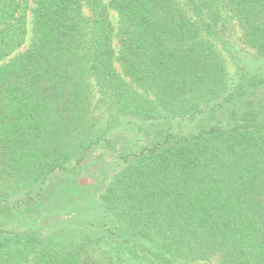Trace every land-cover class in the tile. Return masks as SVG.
<instances>
[{"label": "trees", "instance_id": "trees-1", "mask_svg": "<svg viewBox=\"0 0 264 264\" xmlns=\"http://www.w3.org/2000/svg\"><path fill=\"white\" fill-rule=\"evenodd\" d=\"M34 1L0 0V61L25 44L32 11L26 50L0 63V264H113L95 254L105 244L143 264H264V0ZM90 77L121 114L194 129L118 151L102 214L65 242L14 218L112 143L88 116Z\"/></svg>", "mask_w": 264, "mask_h": 264}, {"label": "rangeland", "instance_id": "rangeland-1", "mask_svg": "<svg viewBox=\"0 0 264 264\" xmlns=\"http://www.w3.org/2000/svg\"><path fill=\"white\" fill-rule=\"evenodd\" d=\"M108 2L109 0H104ZM31 8L35 6V1L31 0ZM110 18L115 26H118V15L114 10H110ZM29 34L25 44L13 50L0 63L8 62L10 59L26 50L32 35V11L28 15ZM228 31L232 41V49L237 56L248 58V47L242 42V30L238 23L228 20ZM114 49L118 51L119 43L115 38ZM225 59L229 76L232 79L236 66L230 53L226 50ZM252 52V50H250ZM116 70L123 75L122 68L118 61H115ZM123 77L129 81L127 77ZM88 91L90 94L89 118L93 121L95 133L105 132V137L111 139L112 143H102L95 147L84 160L81 167L71 173L57 172L53 174L46 184L45 196L39 205L28 207L20 216L14 218L23 220L24 217H34L33 228L40 232L42 236L54 233L56 238L65 242L83 241V232L90 229L89 220L95 219L103 212V207L98 198V190L109 173L118 168V151H131L155 141L158 138L160 129L168 125H174L175 129L192 131L194 126L189 121H171L165 123V119L142 121L130 115H123L117 111L115 99L106 94L96 83L93 77L88 80ZM137 92L146 96L141 88ZM167 121V120H166ZM180 125V126H179ZM37 217V218H36ZM9 219V217H7ZM5 225V224H4ZM7 225V224H6ZM23 224H21L22 226ZM20 226V227H21ZM7 227V226H6ZM96 247V246H95ZM107 251L113 256V264H143L141 261L129 257H121L111 250L108 244L95 251L96 256L106 258Z\"/></svg>", "mask_w": 264, "mask_h": 264}]
</instances>
